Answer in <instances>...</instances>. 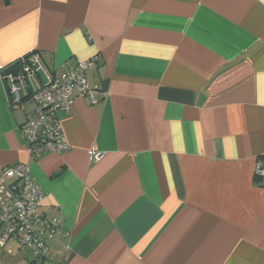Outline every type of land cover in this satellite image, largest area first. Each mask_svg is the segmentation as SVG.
Returning <instances> with one entry per match:
<instances>
[{"label":"crops","instance_id":"1","mask_svg":"<svg viewBox=\"0 0 264 264\" xmlns=\"http://www.w3.org/2000/svg\"><path fill=\"white\" fill-rule=\"evenodd\" d=\"M31 52L96 57L59 153H27L0 75V176L28 165L62 221L44 264H264V0H0V69Z\"/></svg>","mask_w":264,"mask_h":264},{"label":"built area","instance_id":"2","mask_svg":"<svg viewBox=\"0 0 264 264\" xmlns=\"http://www.w3.org/2000/svg\"><path fill=\"white\" fill-rule=\"evenodd\" d=\"M19 67L12 70L0 69L1 79L7 91L11 109H28L24 121L18 126L22 138L27 143L26 151L31 156L45 151L61 152L67 148L62 134L58 113H67L73 102L88 98L96 102V87L87 81V72L96 67V57L66 64L62 72L45 68L37 53L21 57ZM40 72L45 76L40 79ZM39 78L36 86L29 81V74ZM89 160L102 157V153L91 148ZM253 174H264V154L255 158ZM7 180H10L8 182ZM0 248L13 242L20 250L32 254L33 264H44L49 247L48 240H56L62 232V221L46 217L39 211L46 194L30 174L28 165L16 163L1 169L0 176Z\"/></svg>","mask_w":264,"mask_h":264},{"label":"rangeland","instance_id":"3","mask_svg":"<svg viewBox=\"0 0 264 264\" xmlns=\"http://www.w3.org/2000/svg\"><path fill=\"white\" fill-rule=\"evenodd\" d=\"M33 106L31 104H26V109H31ZM8 182H10V180H7ZM4 191L0 192V195L3 196ZM14 244V243H13ZM15 245V244H14ZM6 248H4V250H6ZM3 249H0V264H26V259L24 258L23 254L26 256H30V254H28V252H23L22 255L20 254H6L5 251Z\"/></svg>","mask_w":264,"mask_h":264},{"label":"trees","instance_id":"4","mask_svg":"<svg viewBox=\"0 0 264 264\" xmlns=\"http://www.w3.org/2000/svg\"><path fill=\"white\" fill-rule=\"evenodd\" d=\"M29 55V54H28ZM19 63H20V60H16L15 62H13L12 64H11V66L9 65V66H7L5 69L7 70V69H9V68H12V70H15V68H18L19 67ZM4 246H6V244L4 245ZM16 247H17V245H15ZM1 248H3V247H1ZM17 249H18V251L21 253V254H23V252H27L28 250H20L18 247H17ZM31 256H32V254H31ZM29 264H33V258L31 257V260H30V262H29Z\"/></svg>","mask_w":264,"mask_h":264}]
</instances>
